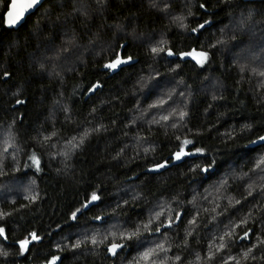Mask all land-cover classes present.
<instances>
[{"label": "trees", "instance_id": "obj_1", "mask_svg": "<svg viewBox=\"0 0 264 264\" xmlns=\"http://www.w3.org/2000/svg\"><path fill=\"white\" fill-rule=\"evenodd\" d=\"M52 1H44L15 29L3 23L5 0L0 9V124L10 126L19 146L15 163L5 165L10 179L1 184L0 176V186L10 180H30L33 187L30 198L21 195L1 201L0 195V228L4 229L0 264H46L53 257L59 259L57 264H137L133 242H125L115 255L96 240L72 250L59 244L67 233L94 222L120 185L135 187L122 206L121 218L128 221L144 217L147 204L143 201L176 197L185 204L177 229L171 232V253L179 256L174 264H264V214L262 219L253 218V212L257 215L264 207V194L251 198L246 192L249 181L245 192L244 187L233 191L232 200L238 203L230 208L223 205L238 218L237 227L230 231L234 236L226 243L224 263L200 226L185 234L193 219L192 191L209 188L231 164L239 166L247 160V169L252 167L253 158L264 152V143H254L264 134V86L255 71L247 72L253 66L244 71L236 58L224 53L227 46L222 45L221 34L229 16L249 15L253 10L261 15L263 28L235 29L229 36L242 47L264 49V0H192L183 30L144 0H107L108 24L129 18L141 36L156 29L164 32L160 61L151 57L146 42L125 37L108 58L89 57L71 72L47 76L37 70L30 55L36 51L32 31L38 13ZM192 50L207 53L203 64L182 57ZM116 58L127 62L115 69L105 67ZM150 66L192 86L188 112L178 129L130 121L142 83L139 78ZM56 101L63 108L53 109ZM73 136H80V143L63 160L61 144ZM185 140L191 143L185 146ZM181 148L189 154L177 160ZM33 154L39 158V168L30 159ZM161 164L165 166L157 167ZM93 194L98 199L92 200ZM31 233L39 239L21 250L20 242Z\"/></svg>", "mask_w": 264, "mask_h": 264}, {"label": "rangeland", "instance_id": "obj_2", "mask_svg": "<svg viewBox=\"0 0 264 264\" xmlns=\"http://www.w3.org/2000/svg\"><path fill=\"white\" fill-rule=\"evenodd\" d=\"M3 1L0 0V9ZM144 2L148 7L162 14L175 28L183 30L187 26L192 0H144ZM106 3L107 0H53L39 11L38 22L32 31L36 40V51L31 53L30 59L40 73L47 76H60L71 72L76 65L83 64L89 57L108 58L106 56L110 53H115L118 40L125 37L146 42L151 57L156 62L160 61L166 39L164 32L161 29H156L146 36H141L138 26L133 25L129 18L108 24L104 15ZM249 11H252V14L229 16V22L221 32L224 36L222 45L227 46L224 53L228 54L230 58H236L241 69L253 66L247 72L251 75L255 71L253 75L258 78L260 86H264V49L251 50L246 46L242 47L241 43H232V38L229 36V33L235 29L251 32L263 28L262 21L258 20L261 15L253 10ZM226 37L229 39H225ZM261 43L264 47V40ZM239 45L241 46L237 48ZM153 48L163 50L154 53ZM235 48L237 49L234 50ZM191 52L200 53L202 51L192 50L188 53ZM182 57L197 61L193 56L182 55ZM116 60L117 58L114 61ZM165 64L168 66V63ZM139 79L142 83H139L137 103L129 115L132 125L154 124L170 129L180 128L192 99V86L175 74L162 73L154 66H150L149 70L143 73ZM210 85H214V82ZM202 88L205 89L204 86ZM209 92L212 94L211 91ZM63 105L61 101H56L52 108L61 109ZM181 113L184 114L183 117H181ZM80 139V136H73L61 144L62 151L59 154L64 155L63 160H67L77 148ZM18 153L19 146L14 133L8 124L1 123V184L10 179L9 174L5 171V165L8 167L9 164L13 165ZM263 159L264 152L257 154L252 160V167L248 169L250 161L247 160H244L239 166L231 164L227 171L209 188L203 191H192L190 208L193 210V219L190 221H194V223L189 221L185 234L188 236L193 233V227L200 226V230L205 233V238L209 237L210 245H213L216 250L219 249L216 254L217 257L223 259L221 263H224L228 257L226 243L231 241L230 238L234 236L233 233L228 234L238 225V218L234 216L237 213L228 211L229 206L234 205L235 202L238 203L236 199L232 200L231 195L233 191L243 187L245 192L247 181L251 183V187L247 188L246 192L248 195L251 194V198H255L258 194H264ZM134 192L133 185H120L113 194V198L106 203L94 222L85 223L75 231L67 233L60 239L59 244L72 250L77 248L79 243L87 246L93 240L108 245V248L113 243L125 246V242H133L135 256L138 259L137 264L179 263V259H177L179 256L175 254L178 252L171 253L174 250L171 232L175 228L177 229L176 217L180 216L181 210L184 208L182 206L185 204L178 202L176 197L158 199L150 203L143 201L147 204L144 217L128 221L124 217L121 218L122 206H125ZM32 194L33 187L30 180H10L0 186L1 201L12 200L21 195L30 198ZM223 205L229 208H224ZM208 210L211 211L210 214ZM253 213L254 219H262L264 207L257 215L255 212ZM158 214L159 218H157ZM226 218H229L230 221L225 222ZM169 219L172 220L170 227L168 226ZM131 233H137V235L127 239L126 237ZM25 239L30 240L31 235ZM221 243L224 244L223 248L219 247ZM159 245L163 247L160 248ZM146 252L151 254L147 259H144L143 254ZM206 257L212 259L211 254H207Z\"/></svg>", "mask_w": 264, "mask_h": 264}, {"label": "snow or ice", "instance_id": "obj_3", "mask_svg": "<svg viewBox=\"0 0 264 264\" xmlns=\"http://www.w3.org/2000/svg\"><path fill=\"white\" fill-rule=\"evenodd\" d=\"M36 2H37V0H30V2L27 3L26 7H27V8H31ZM11 9H12V10H10V11L8 12V14H7V15H8V18H9L8 22H9L10 24H15V23L20 19L21 15L23 14V10H22V9L19 10V11L16 10V9H17V3H16V0H12ZM201 27H203V25H201ZM194 31H195V30H194ZM162 50H163V49H158V48H153V49H152V51H153L154 53L159 52V51H162ZM168 54H169V55H172V53H171L170 51H169ZM184 55L193 56V58H194V59H197V62H198V63H201V64H203V63L205 62V60L207 59V53H203V52H200V53L191 52V53H185ZM129 59H130V58H129ZM126 62H127V61H124V60H121V59L117 58L116 61H114V62H112V63H110V64L105 65V67L110 68V69H115L119 64H121V63H126ZM97 86H98V85H97ZM18 103H22V101H18ZM161 103H163V101H161ZM183 115H184V114L181 113V117H183ZM165 119H167V117H165ZM260 139H261V140H264V137H261ZM189 143H191V141H188V140L183 141V144H184L185 146H186L187 144H189ZM198 151H199V150H198ZM188 154H189V153L184 152L183 148H181V150L178 151V152L175 154V159L178 160V159H180L182 156H184V155H188ZM30 159L32 160L33 165H35L37 168H39V164H40L39 158L36 157L35 154H33V156H32ZM262 163H264V161H262ZM164 166H165L164 164H161V165H158L157 167H164ZM205 171H207V169H205ZM32 199H35V197H32ZM91 199H92V200H96V199H98V197H97L95 194H93ZM77 211H79V210H77ZM0 215H3V214L0 213ZM75 215H76V214L73 213V218H75ZM157 218H159V214H158ZM179 218H180L179 215H177L176 219H179ZM150 222H151V221H150ZM190 223H194V221H190ZM171 224H172V220L169 219V221H168V226L170 227ZM145 227H147V225H145ZM157 231H159V229H157ZM135 235H137V233H131V234L128 235L126 238H127V239H131L132 236H135ZM228 235H231V233H229ZM0 236H4V229H3V228H0ZM247 236H248V233L245 232L243 238H247ZM38 239H39V237L36 235V233H31V239H30V240H29V239H25V240H23V241L20 242L21 250H26V249H27V246H28L29 243H31L32 241L38 240ZM221 240H223V237H221ZM95 242H96V241L93 240V243H95ZM122 247H123V245H121V244L113 243V244L109 247L108 250H109V252H111L113 255H115L117 249L122 248ZM158 247L162 248L163 246H162V245H159ZM219 247H220V248H223V247H224V244L221 243ZM217 250H219V249H217ZM150 254H151L150 252H146V253H144V254H143V258H144V259H147V258L149 257ZM245 255H247V253H245ZM57 259H58L57 257H53V259L49 262V264H56V260H57ZM177 259H179V258H177ZM230 259H231V258H230Z\"/></svg>", "mask_w": 264, "mask_h": 264}, {"label": "water", "instance_id": "obj_4", "mask_svg": "<svg viewBox=\"0 0 264 264\" xmlns=\"http://www.w3.org/2000/svg\"><path fill=\"white\" fill-rule=\"evenodd\" d=\"M7 2V7L6 10L3 13V23L5 24V26H7L8 28H17L18 26H20V24H22V22L25 20L26 16L29 15L30 13L34 12L38 6H40L44 1H48V0H37V2L31 7V8H27L26 5L27 3L30 2V0H16L17 3V11L19 10H23V14L21 15L20 19L15 23V24H10L8 22L9 18H8V12L11 9V4H12V0H5ZM264 137V134H262L257 140H255L254 143L256 144H261L264 143V140H261L260 138ZM52 259H50L46 264H49V262ZM59 259L56 260V264L58 263Z\"/></svg>", "mask_w": 264, "mask_h": 264}]
</instances>
